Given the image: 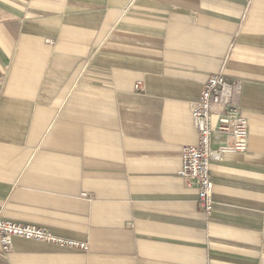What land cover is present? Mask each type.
Instances as JSON below:
<instances>
[{"label": "crops", "instance_id": "0c3cea01", "mask_svg": "<svg viewBox=\"0 0 264 264\" xmlns=\"http://www.w3.org/2000/svg\"><path fill=\"white\" fill-rule=\"evenodd\" d=\"M217 74L249 140L212 162L207 214L180 170ZM263 216L264 0H0V217L88 245L0 264H264Z\"/></svg>", "mask_w": 264, "mask_h": 264}, {"label": "built area", "instance_id": "2783aa9c", "mask_svg": "<svg viewBox=\"0 0 264 264\" xmlns=\"http://www.w3.org/2000/svg\"><path fill=\"white\" fill-rule=\"evenodd\" d=\"M137 88L140 89L141 84ZM241 94L240 82L217 74L207 80L198 101L192 105V117L199 134V143L183 148L180 176L188 186L198 188V204L207 214L212 213L214 204L212 162L222 161L228 153L248 151L249 120L240 107ZM216 136L226 141L218 148L214 147ZM16 239L47 243L70 250H88L86 243L59 237L46 228L15 223L0 217L2 251L9 253Z\"/></svg>", "mask_w": 264, "mask_h": 264}]
</instances>
